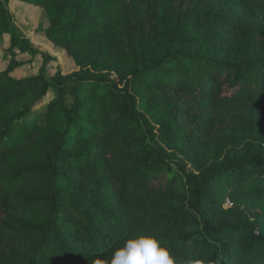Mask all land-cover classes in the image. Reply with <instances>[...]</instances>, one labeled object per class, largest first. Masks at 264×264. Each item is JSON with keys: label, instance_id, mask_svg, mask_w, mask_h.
Segmentation results:
<instances>
[{"label": "trees", "instance_id": "trees-1", "mask_svg": "<svg viewBox=\"0 0 264 264\" xmlns=\"http://www.w3.org/2000/svg\"><path fill=\"white\" fill-rule=\"evenodd\" d=\"M15 1L0 0V264H95L140 232L177 261L264 264V0H20L76 65L29 78Z\"/></svg>", "mask_w": 264, "mask_h": 264}, {"label": "rangeland", "instance_id": "rangeland-1", "mask_svg": "<svg viewBox=\"0 0 264 264\" xmlns=\"http://www.w3.org/2000/svg\"><path fill=\"white\" fill-rule=\"evenodd\" d=\"M34 4V0H28ZM14 23L18 27L20 34L29 42L35 52H28L19 55L17 60L25 62L27 65L22 67L18 72L21 78H29L43 72L46 76L51 77L56 72V66H59L64 74H70L76 70V65L71 56L65 50L56 49L54 45L44 36L38 34L39 30L48 27L46 15L42 9L31 4L16 0L10 7ZM7 46H10V36L7 37ZM50 57V59H48ZM11 61V55H7L3 59L0 55V72L6 70L7 65ZM68 91L70 88L68 87ZM56 92L51 91L50 98L55 96ZM72 98L68 97V106L72 105ZM22 104L16 105V110ZM45 107L37 110L30 115L29 119L36 118L41 124H45ZM230 202L227 201L225 207H230ZM264 214V212H263Z\"/></svg>", "mask_w": 264, "mask_h": 264}, {"label": "clouds", "instance_id": "clouds-1", "mask_svg": "<svg viewBox=\"0 0 264 264\" xmlns=\"http://www.w3.org/2000/svg\"><path fill=\"white\" fill-rule=\"evenodd\" d=\"M95 264H202V261H177L155 235L140 232L125 239L123 244L114 250L109 260L97 259Z\"/></svg>", "mask_w": 264, "mask_h": 264}]
</instances>
